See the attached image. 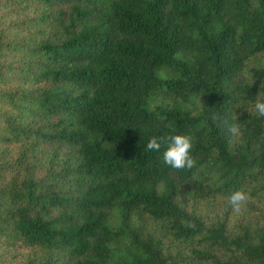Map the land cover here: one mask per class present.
Here are the masks:
<instances>
[{"label": "trees", "instance_id": "1", "mask_svg": "<svg viewBox=\"0 0 264 264\" xmlns=\"http://www.w3.org/2000/svg\"><path fill=\"white\" fill-rule=\"evenodd\" d=\"M257 100L264 0H0V264H264Z\"/></svg>", "mask_w": 264, "mask_h": 264}, {"label": "clouds", "instance_id": "2", "mask_svg": "<svg viewBox=\"0 0 264 264\" xmlns=\"http://www.w3.org/2000/svg\"><path fill=\"white\" fill-rule=\"evenodd\" d=\"M254 110L258 117H264V100H257L254 104ZM228 132L233 137L242 135L241 127L238 123L229 124ZM162 145L164 146L162 159L165 165L177 170L192 169L195 166L196 162L191 155L193 148L191 136L185 134H174L159 138L152 136L148 140L146 147L150 151L159 152ZM251 199L250 193L243 190H235L227 197V203L234 212L239 213ZM189 226L194 227L192 224H189Z\"/></svg>", "mask_w": 264, "mask_h": 264}]
</instances>
